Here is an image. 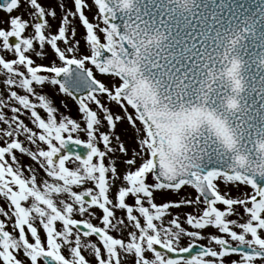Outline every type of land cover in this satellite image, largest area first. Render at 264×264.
Instances as JSON below:
<instances>
[{"label":"snow or ice","instance_id":"6c2138e0","mask_svg":"<svg viewBox=\"0 0 264 264\" xmlns=\"http://www.w3.org/2000/svg\"><path fill=\"white\" fill-rule=\"evenodd\" d=\"M0 12V264H264V0Z\"/></svg>","mask_w":264,"mask_h":264},{"label":"rangeland","instance_id":"374dc122","mask_svg":"<svg viewBox=\"0 0 264 264\" xmlns=\"http://www.w3.org/2000/svg\"><path fill=\"white\" fill-rule=\"evenodd\" d=\"M0 16H3V13L2 12H0ZM72 110H73V113H74L75 112V107L74 106H72Z\"/></svg>","mask_w":264,"mask_h":264}]
</instances>
